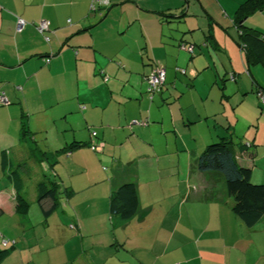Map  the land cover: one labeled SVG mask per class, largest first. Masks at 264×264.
I'll use <instances>...</instances> for the list:
<instances>
[{"label":"crops","instance_id":"1","mask_svg":"<svg viewBox=\"0 0 264 264\" xmlns=\"http://www.w3.org/2000/svg\"><path fill=\"white\" fill-rule=\"evenodd\" d=\"M92 1L0 0V216L20 215L15 171L40 211L33 237L28 215L0 233L2 264H264V215L248 226L224 176L192 166L230 137L264 182V64L236 21L248 0ZM243 21L264 35V8ZM156 65L166 78L152 92ZM66 162L68 177L54 169ZM42 180L62 188L56 207L37 200ZM130 181L139 210L124 220L110 196Z\"/></svg>","mask_w":264,"mask_h":264},{"label":"trees","instance_id":"2","mask_svg":"<svg viewBox=\"0 0 264 264\" xmlns=\"http://www.w3.org/2000/svg\"><path fill=\"white\" fill-rule=\"evenodd\" d=\"M262 8H264V0H248L238 7L236 21L242 45L248 49L253 61L264 64V35L259 34L243 21L246 16ZM260 91L264 90L258 89L257 96ZM260 102L263 106L264 103L261 99ZM249 145L251 144L249 143ZM244 146L245 144L240 145V142H235L230 137H221L210 142L200 155L193 159L192 166L201 172H217L224 176L227 190L234 201V212L248 226L252 227L264 215V182H253L252 168L242 164L240 153L244 151ZM11 176L16 189V211L20 215H27L31 201L26 195L23 178L17 171L12 172ZM38 190L37 200L41 202L45 198H52L54 207L58 205V195L63 191L52 180L40 181ZM110 210L113 215L124 220H129L136 215L139 210V199L137 185L134 182L121 183L112 191ZM8 254V247H0V264Z\"/></svg>","mask_w":264,"mask_h":264},{"label":"rangeland","instance_id":"3","mask_svg":"<svg viewBox=\"0 0 264 264\" xmlns=\"http://www.w3.org/2000/svg\"><path fill=\"white\" fill-rule=\"evenodd\" d=\"M256 67H258L256 69H259V68L262 69V66L261 65L260 66L258 65ZM258 74H259L260 77H263V73H261V71H259V70H258ZM21 151H24V149L21 148ZM70 164L73 165L74 163H72V162H70V163L69 162H66L65 165H63L61 163L60 164H57V165L55 164L56 166H54V169L57 172L60 171L64 175V177L65 176L68 177L69 176V171H70V173L72 172L70 170V168H69V165ZM256 164H257L256 167L261 166L257 162H256ZM71 165H70L71 169H73L74 172L77 171V167L76 166H71ZM99 165L101 166L102 169H103L104 166L108 167L107 166V163H105V162H100ZM32 167H34V166H32ZM89 167H90V169H91L92 172H95L96 171V166L95 165L92 164ZM54 169H51V171L49 172V174H50L51 177L57 178L56 180L58 181L60 178H59L58 175L54 174ZM27 171H29V170H27ZM29 173H30L31 177L34 178L33 177L34 173L33 172H29ZM255 180L256 179L253 178L252 181L254 182ZM75 181H77L76 178H75ZM223 187L226 188L225 186H223ZM62 197H63L62 199L67 202L68 198L66 197V195H64V192L62 193ZM30 198L34 200V198L32 197V194H30ZM67 204H69V203L67 202ZM37 211H38V213H36ZM39 212H40L39 211V205L37 203L36 204L34 203V205L31 207V210H30L29 214H27L28 215L27 218H29L31 220V223L33 224L32 228L29 230V234H28V236H30V237L31 236L33 237L35 235V231L37 230V226H38L37 222L39 221L38 220L39 217H37V215L39 214ZM20 216H22V215H15L13 217L12 215H10L7 212H5L4 214H2L0 216V233H2L3 235H5V237H4L5 239H8L9 234L15 231V227H13V223H14V221H16L17 218H20ZM0 240H2L1 237H0ZM2 247L4 248L6 246L5 245H2Z\"/></svg>","mask_w":264,"mask_h":264},{"label":"built area","instance_id":"4","mask_svg":"<svg viewBox=\"0 0 264 264\" xmlns=\"http://www.w3.org/2000/svg\"><path fill=\"white\" fill-rule=\"evenodd\" d=\"M92 8L96 9V2H101L104 4H108L109 0H93L92 1ZM25 24V21L23 18H19L18 23H17V30H21ZM39 30L41 32H44L48 28V24L46 22H41L39 24ZM47 40H49V37H47ZM183 48H186L190 51H193V45H183ZM166 78V70L163 66L161 65H156L153 67L152 71L149 74L148 81H149V90L154 92V91H159L165 82ZM259 98L261 101L264 103V91H260L258 94ZM0 102L5 104L8 103V99L4 94L0 95Z\"/></svg>","mask_w":264,"mask_h":264}]
</instances>
